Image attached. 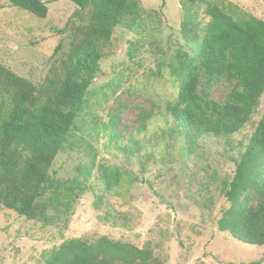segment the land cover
<instances>
[{"label": "rangeland", "instance_id": "1", "mask_svg": "<svg viewBox=\"0 0 264 264\" xmlns=\"http://www.w3.org/2000/svg\"><path fill=\"white\" fill-rule=\"evenodd\" d=\"M44 1L48 14L41 19L0 0V63L35 83L53 66L55 47L65 36L60 32L76 9L70 0ZM140 1L145 11L139 27H118L101 44L99 71L76 124L93 149L75 142L57 155L51 169L57 178L79 175L77 167L95 154L87 190L69 209L59 205L50 210L47 224L0 206V264H44L48 252L65 239L103 235L138 246L150 242L154 255L166 264H264V245L240 242L218 231L216 224L227 206L223 189L235 170L232 155L258 125L264 92L239 131L207 137L196 153L183 157L172 149L168 155L159 141L151 143L154 129L163 124L157 111L176 96L178 83L168 63L184 43L182 11L179 0ZM229 1L264 20V0ZM234 83L217 80L210 97L223 101ZM112 121L117 122L115 137L107 128ZM134 140L145 145L151 140L146 148L154 156L145 169L115 147L117 141ZM103 173L111 175L106 183ZM256 202L251 193L250 205Z\"/></svg>", "mask_w": 264, "mask_h": 264}, {"label": "trees", "instance_id": "2", "mask_svg": "<svg viewBox=\"0 0 264 264\" xmlns=\"http://www.w3.org/2000/svg\"><path fill=\"white\" fill-rule=\"evenodd\" d=\"M38 18H46L44 0H6ZM76 5L54 50L53 66L40 83L0 63V206L28 220L49 223V211L83 194L95 166V154L77 167L79 175L57 178V155L75 142L93 149L77 120L99 71L101 44L116 28L133 30L142 23L140 0H70ZM183 45L168 63L177 81L176 96L157 111L154 140L183 157L209 136L228 137L256 111L264 92V20L229 0H179ZM235 81L223 101L210 97L219 79ZM117 122L108 124L115 137ZM151 140L116 142L126 158L136 157L142 169L153 160ZM144 148V150H143ZM235 170L223 189L227 206L216 224L220 232L250 245H264V113L248 142L236 146ZM144 151V153H142ZM104 172L106 170L104 169ZM111 176V175H110ZM110 176L102 174L106 183ZM114 182V181H112ZM107 185H109L107 183ZM251 193L257 199L251 206ZM44 264H166L143 246L112 239L72 237L51 249ZM246 264H259L253 261Z\"/></svg>", "mask_w": 264, "mask_h": 264}]
</instances>
